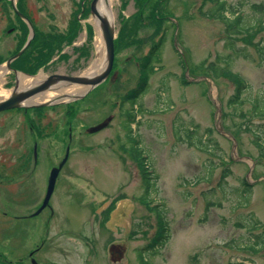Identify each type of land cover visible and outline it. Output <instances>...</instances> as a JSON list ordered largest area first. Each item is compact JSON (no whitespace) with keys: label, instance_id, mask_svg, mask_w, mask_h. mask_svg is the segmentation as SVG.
Instances as JSON below:
<instances>
[{"label":"rangeland","instance_id":"1","mask_svg":"<svg viewBox=\"0 0 264 264\" xmlns=\"http://www.w3.org/2000/svg\"><path fill=\"white\" fill-rule=\"evenodd\" d=\"M8 1L0 0V61L28 30H21ZM225 1L239 7L244 23L264 17L255 7L264 0ZM18 4L33 19L41 42L36 47L54 46L50 59L56 60L36 75H86L99 33L95 15L83 16L81 0ZM111 6L118 39L111 76L80 98L39 111L0 112V264H264V158L248 129L264 137V118L249 115L245 103L238 106L245 116L234 115L238 110L227 104L234 83L208 69L214 62L245 79L246 100L263 95L264 59L258 61L253 43L264 31L251 40L246 33L232 34L242 49L235 54L225 46L226 23L199 13L210 3L113 0ZM75 19L76 46L66 39L57 43ZM9 26L15 30L6 31ZM156 43L147 89L136 104L125 101L139 81L140 62ZM61 51L68 57L58 59ZM17 74L6 68L0 89L11 90ZM104 121L105 127L89 131ZM68 144L50 199L53 215L44 210L31 217L45 195L51 166ZM34 146L37 165L31 168ZM132 147L141 150L140 157L147 155L156 176L149 200L164 204L168 235L153 248L157 215L141 198V164ZM244 180L251 185L247 192ZM111 202L115 208L103 223L99 214ZM37 246L41 252L31 259L29 251Z\"/></svg>","mask_w":264,"mask_h":264},{"label":"trees","instance_id":"2","mask_svg":"<svg viewBox=\"0 0 264 264\" xmlns=\"http://www.w3.org/2000/svg\"><path fill=\"white\" fill-rule=\"evenodd\" d=\"M138 1L141 2L142 0H138ZM205 3H210V7L207 10L201 9L199 13L209 18H220L226 23L227 30H230V32H227L228 36H226L227 39L225 41V46L228 47V49L235 54L236 53L240 54L242 49H239L236 47L235 45L236 39L232 37V34L240 33V32L246 33L248 35L247 39L251 40L252 37L257 32L264 31V17H259L255 22H252V23L251 22L244 23L245 21L243 20L244 17L238 6L227 3L225 0H202V6L205 5ZM202 6H200V8ZM18 7L22 11L21 7L20 6ZM255 7L259 9L260 11L264 12L263 4H260ZM88 8H86L83 11V16L88 14V11H89ZM153 17L156 20H158V22H160V18L156 15L155 10L153 12ZM72 24L74 25L73 26L71 25L72 27L70 28V30H68L65 34L59 35L56 38L57 43H60L65 39H66L67 45L73 42V39L75 38L78 32V19H75ZM158 31L159 30L157 29L156 32ZM117 40L118 39L115 40V47H116ZM39 43L41 42H39V36H38V33H36V36L31 41L27 50L19 58L16 59V61L12 64V66L18 69L20 68L26 73L33 74L38 70L39 67L45 65L47 61H49V59L51 58L52 52L54 50V46L52 43L51 46L50 44L48 45L42 44L36 47ZM158 45L159 43H156L153 46H151L147 55L144 56V59H142V61L140 62L139 71L141 72V75L139 77V81L135 88L130 89L127 92V94L125 95V98H126L125 101H130L132 104H136L138 95L141 93H144V91L147 89L146 85H147V80L149 78V74L152 73L154 69V65L152 61L155 58V56L153 55V53H154V50L158 47ZM253 47L256 50V53L259 59L258 61L262 62L264 59V33L262 37L259 36L256 39V41L253 43ZM59 57L65 58V57H68V55L66 53L64 54L62 53L60 54ZM217 59L221 60L218 57ZM208 69L213 72V75L215 77H218L220 75H225L229 77L230 80L234 83V92L227 100V104L229 106H232L234 111L238 110V112L237 113L235 112L234 115L245 116V114L243 113L239 114V107H238L241 104L243 105L245 103L250 106L248 109L249 115L255 118H258V119L264 118V94L257 96L253 100L252 98L251 100H246L245 99L246 97L241 96L242 94H244L245 91L249 90L248 83L245 81V79L241 78L236 73H232L230 69L219 67V65H216V63L214 62L210 63ZM36 110L38 111L43 110V108H37ZM130 114L131 112H129V115ZM260 124H261L260 126L264 127L262 123ZM248 129H250V132L253 134L254 138H256L255 142L258 144V146H260V149L262 150L260 152L259 157L264 158V137L260 136L259 133H256L254 129H252L251 127ZM189 131L193 133L192 130H189ZM177 134H178V130L176 129V135ZM187 138H190L189 134H187ZM132 148L134 152V154H132L133 157L138 161L139 164H141V174H142V181L144 185V195L141 198L145 199L147 202V199H149L148 198L149 192L154 187L156 176H154L153 173L149 171L150 165L147 162V157H144V156L140 157V154H141L140 150L136 152V148L134 147ZM243 184L245 185L244 191L245 192L249 191L251 185L247 182V180H244ZM163 206H164L163 204L159 203L155 205L153 208H151V210H153L157 215V223H158V228L154 236L152 237L151 244L149 245V247L151 248L156 246L158 242L160 241L162 242L167 237L168 225H167L166 220L164 219L165 213H164ZM112 208L113 207L110 206L102 213L103 214L102 222L107 220L108 213L110 212ZM236 264H244V263H236Z\"/></svg>","mask_w":264,"mask_h":264},{"label":"water","instance_id":"3","mask_svg":"<svg viewBox=\"0 0 264 264\" xmlns=\"http://www.w3.org/2000/svg\"><path fill=\"white\" fill-rule=\"evenodd\" d=\"M11 1L13 3L14 9L17 11L14 5V1L13 0ZM97 2L98 0H92L90 9H91L92 14H95L100 20V27H101L102 37L104 41V46H105V58H106V67L103 69V71L100 74L92 76V77L84 76V75H68L64 73H54V74L47 75V77L43 79L41 82H39L38 84L33 85L23 90H19V91L18 90L16 91V88H17V84H16L12 94L8 98L0 100V112L4 110L12 109V108H18V107H28V106L37 107V106H44V105L52 104L54 103V101L53 102L49 101L45 103H34L30 105H24L23 102L27 100L28 98L32 97L34 94L44 91L46 89L54 88V86L58 84H65V85L86 84V85L93 87L97 85L98 83H100L102 80H104L109 75L112 69V66H113V61H114L115 30H114V25L112 24V22L102 17L98 13L97 8H96ZM18 13L19 15H22L20 12ZM33 34H34V30L33 28H31V35L26 43V46L29 44L31 38L33 37ZM24 48L7 61L6 64L8 67L10 65L11 60H13L18 55H20L21 52L24 50ZM78 97L80 96H76L75 98H78ZM106 124H107V121H104L103 123H100L99 125L90 128L89 131L95 132L103 128ZM68 150L69 148L67 147L65 156L62 159L61 163L58 165V167H54L51 170L50 176L48 179L47 192L44 197L43 203L37 212H39L44 206L48 204L50 195L54 188V183H55V180L58 174V170L62 167L63 163L68 157Z\"/></svg>","mask_w":264,"mask_h":264},{"label":"bare ground","instance_id":"4","mask_svg":"<svg viewBox=\"0 0 264 264\" xmlns=\"http://www.w3.org/2000/svg\"><path fill=\"white\" fill-rule=\"evenodd\" d=\"M112 2L113 0H98L97 2V11L98 13L112 22ZM96 31L99 33V41L96 43V57L93 60L91 66L87 69L86 75L88 76H95L100 74L105 65H106V58H105V49H104V42L100 35V20L94 16L93 21ZM6 71V66H0V84L3 80V75ZM46 75L43 72H40L38 75L34 77L27 76L23 73L17 74V83H18V90H21L27 86L35 85L41 82ZM1 87V85H0ZM88 85H65V84H58L51 88L49 91L46 90L44 92L38 93L33 97H30L25 101L27 104H34L39 102L45 101H58V100H67L69 98H73L88 88ZM11 90H1L0 89V100L8 98Z\"/></svg>","mask_w":264,"mask_h":264},{"label":"flooded vegetation","instance_id":"5","mask_svg":"<svg viewBox=\"0 0 264 264\" xmlns=\"http://www.w3.org/2000/svg\"><path fill=\"white\" fill-rule=\"evenodd\" d=\"M12 27H9V28H6V31L7 30H9V32L10 31H12L13 30V28L11 29ZM20 28H22V24H20ZM37 160L36 159H34L33 160V166L31 167V168H36V165H37V162H36ZM59 164V162L56 164V165H58ZM52 166H54V165H52ZM51 166V167H52ZM63 167L61 168V170H60V172H59V174L63 171ZM54 194V191H53V193H52V195ZM52 197V196H51ZM51 199V198H50ZM50 203V202H49ZM44 210H49L50 212V214L49 215H53V210H52V207H51V205L50 206H47V207H45L44 209H42L41 210V212L40 213H43L44 212ZM40 246H37V247H35V249H31L30 251H29V254L30 255H32V257H31V259L35 256V255H37V254H39V252H41V248H39ZM39 248V249H38ZM44 259V258H43ZM42 259V260H43ZM43 261H45V260H43ZM45 264V263H44Z\"/></svg>","mask_w":264,"mask_h":264}]
</instances>
